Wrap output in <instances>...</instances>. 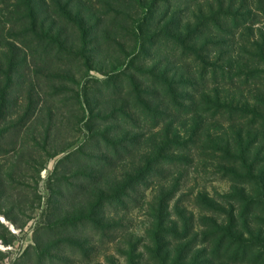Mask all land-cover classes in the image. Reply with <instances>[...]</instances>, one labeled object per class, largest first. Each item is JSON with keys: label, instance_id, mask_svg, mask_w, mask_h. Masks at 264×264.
Wrapping results in <instances>:
<instances>
[{"label": "rangeland", "instance_id": "obj_1", "mask_svg": "<svg viewBox=\"0 0 264 264\" xmlns=\"http://www.w3.org/2000/svg\"><path fill=\"white\" fill-rule=\"evenodd\" d=\"M0 264H264V0H0Z\"/></svg>", "mask_w": 264, "mask_h": 264}, {"label": "trees", "instance_id": "obj_2", "mask_svg": "<svg viewBox=\"0 0 264 264\" xmlns=\"http://www.w3.org/2000/svg\"><path fill=\"white\" fill-rule=\"evenodd\" d=\"M28 2V1H27Z\"/></svg>", "mask_w": 264, "mask_h": 264}]
</instances>
